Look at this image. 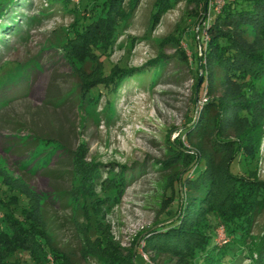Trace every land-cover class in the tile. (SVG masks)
<instances>
[{
    "label": "rangeland",
    "instance_id": "rangeland-1",
    "mask_svg": "<svg viewBox=\"0 0 264 264\" xmlns=\"http://www.w3.org/2000/svg\"><path fill=\"white\" fill-rule=\"evenodd\" d=\"M100 1L18 0L15 4L26 24L20 25L19 33L1 36L8 47L0 46V189L4 201H17V216L28 231L21 232L25 238L31 231L39 234L62 264H129V260L139 264L137 256L144 264H186V252L158 253L144 245V237L158 227L169 206L168 191L179 173L193 165L186 154L196 152L211 161L207 136L215 131V113L203 119L199 138L182 137L180 132L211 98L220 100L218 115L232 116L223 132L231 139L251 118L256 119L262 125L256 160L248 164L244 156L236 155L228 171L244 177L255 171L250 177L264 183V80L258 78L262 82L257 84L255 76L249 79L242 72L223 80L216 72L219 65L207 61L196 41L202 21L211 11L218 13L224 0H181L161 16L152 15L155 0H137L128 24L118 27L111 50L102 59L106 69L139 71L120 88L101 82L98 59L91 54L78 56L69 40L71 27L77 28L74 19L90 16L92 3ZM201 35L207 43L205 29ZM230 36L245 51L264 50V33L251 25L234 26ZM197 76H204L206 87L213 83L199 98ZM246 89L254 93L252 103L248 112H237L234 105L242 107ZM62 97L64 102L57 104ZM30 134L53 138L71 151L72 172L66 160L58 158L59 152L47 167L53 172L24 168L25 158L46 146L28 144L24 137ZM232 151L220 157L218 173ZM239 151L250 154L244 148ZM118 174L124 178L119 189ZM216 188L220 196L210 200L214 206L230 191L218 179ZM185 194L187 189H181V205ZM103 195L110 198L101 199ZM251 233L264 234V213L255 219ZM0 241L9 239L0 234ZM213 241L218 246L228 242L221 224L215 226ZM39 251L35 246L40 263L53 264L56 257L41 256ZM3 257L0 250V264ZM6 264L35 263L28 250L16 248ZM241 264L249 261L243 258Z\"/></svg>",
    "mask_w": 264,
    "mask_h": 264
},
{
    "label": "trees",
    "instance_id": "trees-1",
    "mask_svg": "<svg viewBox=\"0 0 264 264\" xmlns=\"http://www.w3.org/2000/svg\"><path fill=\"white\" fill-rule=\"evenodd\" d=\"M53 1L67 4V0ZM136 1L101 0L99 4L94 2L90 8V16L85 18L83 15L80 18H78L79 16L76 17L74 22L77 28L71 27L70 31L71 35L69 37L71 38L69 40H71L73 49L79 51L78 56L82 55L84 57L91 54L97 58L100 64L98 79L101 82L106 80L107 84L115 88L122 87V84L132 78L135 73H138L139 69L119 68L114 70L113 67L106 69V60L104 62L102 58H106L109 54L112 38L117 35L118 27L124 28L128 24ZM178 1L181 0H155L152 15L157 16L160 14L161 16L165 14ZM17 2L18 0H0V46H3V48H7L8 45L1 36L6 33H19L21 30L20 25L22 23L26 24L25 18L16 13L18 12L15 6ZM97 9H99L98 13L93 17ZM13 11H15V14H12ZM7 18H10V20ZM81 20L83 22L79 24ZM237 25H251L264 33V0H224L218 13L211 11V14H208V19L202 21L201 26L197 29L198 34L195 39L204 48L207 61H215L219 65L216 72L221 73L223 80H225V75L231 78L229 74L234 76L242 72L241 74H245L249 79L255 76L257 78L256 83H261L262 81L258 78L264 80V50L262 52H248L240 47L237 40H231L230 30ZM204 29L208 39L207 43L204 42L203 36H200V32ZM96 42H98L97 47H94ZM211 55L213 57H210ZM194 57L197 61V55ZM225 58L228 62H223ZM150 64L155 67L157 65L155 61H151ZM198 81L199 76H197L195 84V86L198 85L195 95L199 98L207 94L210 84L213 83L211 82L206 87L204 76L199 84ZM93 87L91 86L89 89ZM252 95L254 96V93L250 89H246L244 92L245 101L239 103V106L242 107L239 108L238 105H234L237 112H248L252 103V99H250ZM65 98L59 99L57 104L64 102ZM220 108V100L211 98L201 108L195 110L198 115L195 121L192 119L189 125L180 132L182 137L199 138L202 130H204L203 119L215 113L214 116L217 119L215 131L207 136L209 145L207 150L212 162L207 161L205 157L198 155L196 152L186 154L191 158L188 164L193 162V165L189 170H182L179 173V182L176 179L175 186L168 191L169 206L160 215L158 227H154L155 229L153 228L144 237L145 249L157 251L158 253L160 251L170 252L175 255L186 252V264H241L243 258H246L249 264H264V234L253 235L251 233L255 219L264 213V183L250 177L255 171L251 172L248 175L249 177L234 176L228 171V163L236 155L244 156L248 164L256 160L262 136V125L256 119L251 118L250 124L243 127L236 139H231L233 137H227L223 132L227 131L232 116L225 114V112L223 115H218ZM24 138L28 144L43 143L46 145L39 153L32 151L25 158L24 168L29 167L33 171L42 172V174L53 172L49 171L47 167H49L56 153L59 152L60 156L58 158L65 159L68 168H71L72 172L74 165L71 151L65 149L58 141L50 137L33 134ZM242 148L245 151H250V154L240 152L239 149ZM233 149L234 152L232 151V154L225 159L218 173L215 166L220 157L225 152ZM178 150L183 149L179 148ZM200 162L203 164L201 169L198 168ZM196 168L194 178L188 179V175L194 172ZM217 179L218 182H222V185L230 188V191L228 195L225 194L219 205L214 206L210 200L217 199L220 196V193L216 191ZM123 181V174H118L115 181L117 189ZM181 189H187L182 205L181 197L179 199ZM3 196L0 189V234L9 239V242L0 241V250L4 254L2 264H6V258L16 248L28 250L35 264H47V262H39L34 252L35 246L39 247L41 256L48 253L54 258L56 257L55 254L39 234H34L31 231L30 238H25V235L21 232L28 231L25 228L24 221H20V216H17L19 212L16 213L17 201L14 203L9 202L7 201L8 198L4 201ZM104 198L108 199L110 195L101 196V199ZM173 199L176 201L173 202ZM227 201L230 203L229 206L225 203ZM11 208L15 209V212ZM2 223H4V229L1 228ZM26 223L29 225L27 221ZM217 224L222 225L224 235L228 238V242L221 246L216 245L213 241L214 229ZM13 231L14 234H12ZM137 257L139 258V264H144L142 259L139 256ZM52 263L62 264L57 257ZM129 264L137 263L129 260Z\"/></svg>",
    "mask_w": 264,
    "mask_h": 264
},
{
    "label": "water",
    "instance_id": "water-1",
    "mask_svg": "<svg viewBox=\"0 0 264 264\" xmlns=\"http://www.w3.org/2000/svg\"><path fill=\"white\" fill-rule=\"evenodd\" d=\"M195 35H196V34H195ZM200 81H201V79L199 78L198 84L200 83ZM197 86H198V85H196L195 90L197 89ZM178 179H179V178H178ZM133 257H134V251H133V253H132V259H133Z\"/></svg>",
    "mask_w": 264,
    "mask_h": 264
}]
</instances>
